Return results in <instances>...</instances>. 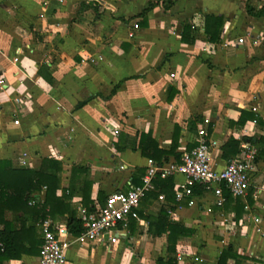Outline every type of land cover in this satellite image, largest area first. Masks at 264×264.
Listing matches in <instances>:
<instances>
[{
  "label": "crops",
  "instance_id": "0c3cea01",
  "mask_svg": "<svg viewBox=\"0 0 264 264\" xmlns=\"http://www.w3.org/2000/svg\"><path fill=\"white\" fill-rule=\"evenodd\" d=\"M149 3L155 6L143 13ZM246 7L256 12L264 0H175L169 9L154 0H0V160L30 169L44 158L59 160L62 189L69 187L71 167L84 164L95 202L98 192L107 196L140 185L135 175L148 160L138 147L140 135L150 133L168 151L176 126V153L200 128L210 129L208 137L218 144L216 168L222 169L221 147L230 136L264 137V14L248 15ZM205 16L226 19L218 43L206 41ZM187 25L191 35L183 41ZM246 34L259 39L239 44ZM241 111L262 123L231 127ZM181 180L173 179V193ZM248 197L251 204L238 220L202 195L192 206L188 198L150 200L144 213L156 216L166 207L173 221L193 230L176 245L182 264H216L227 245L243 264H264V160L250 172L245 203ZM136 223L133 233L129 225L120 229L114 245L71 244L69 263L155 264L165 258V236L148 235L141 218ZM57 225L61 240L74 239L64 222ZM38 258L3 264H38Z\"/></svg>",
  "mask_w": 264,
  "mask_h": 264
},
{
  "label": "trees",
  "instance_id": "16d2710c",
  "mask_svg": "<svg viewBox=\"0 0 264 264\" xmlns=\"http://www.w3.org/2000/svg\"><path fill=\"white\" fill-rule=\"evenodd\" d=\"M161 3L164 9H169L175 0H154ZM154 3H149L143 10L147 12L154 7ZM248 15L262 16L264 8L254 12L252 8L246 7ZM226 23L222 16H205L204 32L206 41L218 43L221 32ZM191 35V25H187L182 34V40ZM189 39V43H193ZM247 120H252L261 124V120L249 113L241 111L237 121L230 122L231 127L240 129ZM208 129V135L210 134ZM178 127L175 126L171 146L168 151L158 148L150 133L140 135L138 147L141 155L154 162L161 163L167 161L169 156H173L179 161L180 154L175 150L178 147ZM241 142H248L257 148L256 160H264V137H260L255 142L253 138L242 137L236 140L230 136L221 147V158L229 161L240 154ZM192 146H188L190 149ZM62 163L53 158L42 159L38 169L14 168L10 161L0 160V264L13 260H21L22 256L39 257L43 243V227L45 221H50L52 226L64 222L66 232L76 237L83 231L79 209H83L87 214L94 211L95 204L103 205L106 196L98 192L97 199L91 200L90 192L92 183L89 181V168L84 164L72 166L70 169L69 187L61 188ZM144 169L137 170L135 178L142 177ZM203 189L196 186L193 189V196H200ZM43 194V198H41ZM162 196L166 202H174L173 179H160L154 181V189L147 192L139 204L137 214L139 218L146 222V233L152 237L166 238V257L158 258L155 264H182V260L175 256L177 242L183 238H189L193 230L184 224L173 221L168 214V209L162 207L156 216L145 214L146 206L150 200H155ZM227 201L223 209L226 212H234L238 220L246 204L250 205V198L245 203L242 198H232L224 190ZM78 198V202H73ZM136 221L130 220L129 228L134 232ZM243 258L237 254L231 245L222 248L216 264H243Z\"/></svg>",
  "mask_w": 264,
  "mask_h": 264
},
{
  "label": "built area",
  "instance_id": "2783aa9c",
  "mask_svg": "<svg viewBox=\"0 0 264 264\" xmlns=\"http://www.w3.org/2000/svg\"><path fill=\"white\" fill-rule=\"evenodd\" d=\"M247 38L255 44L259 36L246 34L237 42L243 45ZM13 61L16 62L17 59L14 58ZM2 84L4 81L0 80V86ZM15 101L17 104L21 103L20 100ZM113 132L117 135L118 128H114ZM189 143L192 146L190 149H188ZM217 145L215 140L208 137L207 130L200 128L188 143L180 147L179 161L172 158L157 163L148 159L140 185L129 184V189L126 192L108 194L104 204L101 206L96 203L91 214L79 209L83 231L70 242L61 240V227L52 226L50 221H45L42 224L43 243L38 264H70L66 250L74 243L79 245L85 243H97L103 246L114 245L118 240V231L126 229L130 220H139L138 206L143 196L154 189V181L157 178H182L180 182L175 183L174 199L176 203H180L183 199L188 198L189 206L195 204L193 189L196 186L203 189L201 195L208 203L207 205L218 208L223 207L227 201L224 190L232 198H245L250 188V172L255 165L257 149L248 142H241L240 154L226 161L222 169H217L213 155ZM158 199L161 200L162 197L159 196ZM253 222L259 224L260 220L254 218Z\"/></svg>",
  "mask_w": 264,
  "mask_h": 264
},
{
  "label": "rangeland",
  "instance_id": "374dc122",
  "mask_svg": "<svg viewBox=\"0 0 264 264\" xmlns=\"http://www.w3.org/2000/svg\"><path fill=\"white\" fill-rule=\"evenodd\" d=\"M41 198H42V194H41Z\"/></svg>",
  "mask_w": 264,
  "mask_h": 264
}]
</instances>
